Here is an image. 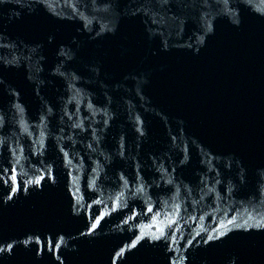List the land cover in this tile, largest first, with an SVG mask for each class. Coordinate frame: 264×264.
Returning <instances> with one entry per match:
<instances>
[{"label": "water", "instance_id": "1", "mask_svg": "<svg viewBox=\"0 0 264 264\" xmlns=\"http://www.w3.org/2000/svg\"><path fill=\"white\" fill-rule=\"evenodd\" d=\"M0 264H264V0H0Z\"/></svg>", "mask_w": 264, "mask_h": 264}]
</instances>
